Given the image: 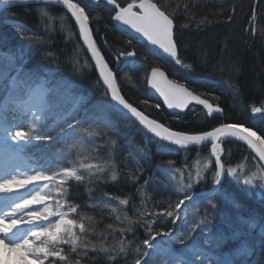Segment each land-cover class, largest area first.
Masks as SVG:
<instances>
[{"label": "snow or ice", "instance_id": "1", "mask_svg": "<svg viewBox=\"0 0 264 264\" xmlns=\"http://www.w3.org/2000/svg\"><path fill=\"white\" fill-rule=\"evenodd\" d=\"M56 2L63 6L78 27L79 38L90 53L98 73L95 83H102L104 95L110 97L111 106L128 117L125 127L132 128L138 125L145 134H151L157 139L158 150L162 152L170 151L168 146H175L176 149L187 152L192 146L208 145L209 158L197 168L195 177L188 175L187 182L179 181L166 186L169 189L168 199L158 201L156 204L157 207L166 204L163 211L157 212L155 207L140 208L137 209V219L134 220L126 212L121 216L120 211L123 210L118 211L117 207L107 202L103 203L102 206L110 209L121 226L116 227L109 223L106 225L109 230L107 235L104 232H97L96 218L80 211L79 205L66 199L68 184L69 181L91 183L93 179L118 181L121 173L112 167L111 153L117 146V137L125 134L115 125L105 121L103 127L109 129L111 137L107 158L99 155H84L78 159V162L70 163V166L57 164L54 169L46 164L30 166L24 159L25 149L33 141L54 139L48 132L40 130L45 121L56 117L64 120L66 128L61 126L57 136L70 135L67 129L78 131L81 136L86 137L100 135L99 128L102 122L98 117L92 116L88 118L90 123L87 127H80L84 121L77 120L72 113L65 110V105H75L73 98L67 93L57 96L55 79L48 73L29 70L24 73V79L17 76L13 81V90L0 85V93L7 94L6 110H0V195L26 193L12 200L10 204L6 202L4 210L0 211V245L16 254L14 264H97L99 253L106 254V264H115L117 257L121 255L124 257V264H148V258L154 252L161 250V243H154L157 237L175 239L181 244L191 240L195 228H190L183 238L173 235L179 227L177 220L183 219L182 213L175 210H180L182 206L187 207L186 202L193 200V183L201 182L206 171L211 170L214 186L221 185L226 173L231 176L243 175L244 181L249 183L256 180L264 181V129L254 131L251 125L245 126L244 121H230L223 116L224 108L219 103L220 95H212L210 100L208 93L193 90L188 81L177 73H172L170 78L165 67L169 60L176 65H182L185 69L192 68V65L180 55L178 48V29H187L190 24L183 21L179 24L175 23L177 17H185L191 11L190 3L185 2L173 7L172 0H163V2L162 0H105L107 5L112 6L109 9L111 20L121 32L127 33L128 38L125 42L133 49L126 50L117 45L112 56L117 60L135 58L137 56L135 44L147 42V45L151 46L149 51L153 59L150 65H144V79L153 90L152 95L157 99L156 102L143 99L142 109L134 106L133 102L122 94L118 77L94 38L91 23L98 17L94 16L92 11L86 10L79 0H56ZM0 3L11 5L14 0H0ZM261 3H264V0H255L256 6L254 8L250 6L247 19L250 25L261 19ZM221 8L225 13L229 11L225 5H221ZM236 8V4L231 5V14L227 15V20H234ZM40 11L43 15H48L43 8ZM209 23L207 18H203L196 23V27L202 29ZM250 31L255 32V29ZM261 34L264 35V32ZM105 47L113 46L105 43ZM144 59L147 60L148 56L145 55ZM86 66L93 67L92 64ZM196 106H200L199 111ZM149 108H154L162 114L166 112L177 123L184 122L189 112L194 120L211 118L218 122L203 130L174 128L170 122L153 117L147 111ZM250 110L254 114H264V100L260 101L259 106L252 101ZM215 114H221L223 118ZM258 131L261 134H258ZM232 142L246 145L249 155L241 157L236 166L226 167L231 161L225 159V148L222 145ZM72 146L75 147V143ZM144 150L146 151V148ZM243 161L249 163L245 164ZM158 167L165 168L170 174L175 173L171 160L167 165L161 164ZM109 171L110 175H108ZM124 176L132 183L139 178L136 172L124 173ZM54 184L60 186V191L64 195L63 200L59 196L52 198L49 189ZM140 195L143 204L146 194L141 191ZM111 199L118 200L123 206L130 204L127 198L120 199L113 196ZM65 200L67 203L64 202ZM209 203H212L211 199ZM160 217H173L171 220L173 227L154 228L153 225ZM134 224L143 228L145 237L140 241L143 247L135 246V258L129 261L127 245L132 244V241L126 243L124 239H120L117 250V247L109 246L107 240L114 231L118 232L120 237L133 233ZM18 225L26 226L25 231L20 235L15 234ZM212 243L211 237L203 240V245ZM203 245L200 250L192 253V258L180 264H213L206 254L211 249L204 248ZM163 251L170 257L167 264H175L177 253L172 249H163Z\"/></svg>", "mask_w": 264, "mask_h": 264}, {"label": "trees", "instance_id": "2", "mask_svg": "<svg viewBox=\"0 0 264 264\" xmlns=\"http://www.w3.org/2000/svg\"><path fill=\"white\" fill-rule=\"evenodd\" d=\"M79 2L83 6L89 7L88 10L98 17L91 23L93 30L97 26L100 30L105 31L107 36L105 39L99 37L100 34L95 31L94 37L118 77L122 94L130 102H133L134 106H139L142 109L144 108L141 103L143 99L156 102V96L148 92L144 79V65H150L153 59L147 44L145 42L143 44H135L134 42L137 56L126 60L121 58V61L125 60V62L123 61L122 65L115 64L114 59L116 58L112 56L115 46L119 45L123 49L133 50L125 42L128 38L127 33L121 32L119 28L112 24L111 13L109 12L110 6L104 1L79 0ZM185 2L190 3L192 9L185 17H177L175 23L179 24L183 21L190 24L187 29H178V48L180 55L185 58L187 63L192 65V68L185 69L182 65H176L169 60L165 67L170 78L172 73H177L188 81L193 90L200 93H208L210 100L212 95H220L219 103L224 108L223 116H226L230 121H244L245 126L251 125L254 131L264 129V114H254L250 110L252 101H255L256 106H259L260 101L264 100V35L261 34L264 32V3L260 4L261 19L250 25L247 19L250 6L253 8L256 6L255 0H172L173 7ZM232 4H236L237 8L234 20L229 21L226 17L231 14L230 8ZM221 5H225L229 11L225 13ZM41 8L48 13L47 16L41 13ZM187 17H191V19H187ZM203 18H207L210 23L202 29H197L196 23ZM37 28L39 29L38 31ZM250 29H255V32L250 31ZM8 34L15 36L13 37L14 40H20V44H24L17 46L11 43L13 39H7ZM31 37H37V41L39 43L42 42L44 46H40L41 49H50L53 56L51 60L38 54V44L36 50L32 48L28 43V39ZM105 43L113 47L107 48ZM53 53L55 54L53 55ZM145 55L148 56L147 60L144 59ZM4 56L8 57L10 61L11 59L13 60L10 74L3 72V69L8 65L4 64L5 66L3 65L2 68L1 59ZM87 64H91V62L79 43L74 23L69 14L62 8L55 5H28L4 8L0 11V85L8 88L11 75L15 71L23 72L21 79H24V73L29 70L46 72L55 79L56 95L62 96L67 93L76 102L75 105H65V110L77 118L81 116L79 106L85 107V104L83 106L85 102H82V100L91 103V98H96V102L102 105L101 101L108 99V96L104 98L103 85L95 83L97 75L93 67L89 68L86 66ZM94 86H97L101 92H99L100 90L98 91L99 93L95 92ZM91 92L96 94H91ZM3 96L4 93H0V106ZM108 101L106 103L110 105ZM196 107L199 111L200 106ZM147 111L155 118L170 122L174 128L186 130H203L218 122L211 120V118L194 120L189 112L185 116L184 122L177 123L166 112L162 114L154 108H149ZM111 114H106L110 116H102L97 109L93 111L91 105L86 107L82 114V118L85 117V119H81L84 123L80 127L88 126L87 123H90L89 117H98L102 122L99 131L105 134H100L96 137L81 136L78 131L66 129L70 135L64 136L61 134L60 138L58 137L59 139H55L59 128L65 125L64 120L61 117H56L45 121L44 126L40 130L48 132L54 139L35 143L33 147L37 152L32 155L35 161L46 164L53 169L57 164L70 166V163L78 162V159L84 155H99L102 158H107L109 156V140L111 137L109 129L103 127V122L107 121L115 125L125 134L117 137V146L115 151L111 153L112 167L121 173L118 181H111L110 179L97 181L93 179L91 183L69 181L68 184V196L66 199L79 205L80 211L94 216L98 221L97 232H104L106 235L109 232L106 227L107 224L112 223L116 227L121 225L117 223L110 209L102 206L103 203L107 202L111 206L117 207L118 211L123 210L120 211L121 216L126 212L134 220L137 219L136 211L140 208L152 209L155 207L157 212L163 211V207L167 205L164 204L162 207H157L156 204L158 201H166L169 197V193H164L163 190L168 183V180L164 178V174H170L165 168L158 167L162 164L161 162L157 164V172L156 170L147 172L142 169V160L144 158H148L150 161L153 160V157L149 156L139 144V139L143 138L146 140L148 136L138 125L126 128L125 123L128 117L121 115L119 112L118 114ZM215 115L221 119L223 118L221 114ZM258 134L261 133L258 131ZM74 140L76 141L74 142ZM71 141L73 144L75 143V147L71 146L73 145ZM80 141H84L85 144L83 143L80 146ZM223 147L225 148V159L231 161L230 164H227L230 166H236L237 161H240L241 157H245L240 156L242 152H245L246 156L249 155L247 148L236 142L225 143ZM240 149L242 150L239 152ZM157 153L165 155L164 159L167 158L173 161L175 173L171 175L175 177L185 174L184 170L187 172L194 170L192 169L193 167L190 168L193 163L188 162L190 156L199 155L203 157L204 161L209 158L207 147L190 148L187 152L178 150L177 156L174 152L164 153L157 151ZM243 162L245 164L249 163V161ZM203 163L197 165L202 166ZM196 170L197 167L195 168V173ZM128 172H136L138 174L139 178L135 183L125 178L124 173ZM108 175H110V171ZM183 181L187 182L186 178ZM207 181H212L211 170L206 171L201 182L195 184L199 188ZM226 181V183L223 182L221 187L225 189L223 191L229 192L232 182L228 178H226ZM258 183L260 185L258 184L257 188L262 186V189H264V185H262L264 181ZM241 184H243L242 181ZM193 188L194 190L197 189ZM141 191L146 194L143 204L140 195ZM254 192H251L252 197L261 199L259 195L253 194ZM59 193L61 194L60 196H63L60 199L63 200V193L61 191ZM113 196L120 199L127 198L130 200V204L127 206L120 205L118 200L111 199ZM252 200H254V204L261 208L264 214V204L257 203L256 199ZM64 202L67 203L66 200ZM252 202L251 200H246L244 204L250 206L251 204L249 205V203ZM239 203L241 207H244L242 202ZM161 220L164 222L160 223ZM256 221L264 222V215L257 218ZM260 226H263V224H260ZM133 227L135 229L133 233L120 237L119 233L114 231L112 235L108 236L107 240V244L117 247V250L120 239L125 238L126 243L127 241H132V244L127 245V259L129 261L135 258L134 248L140 245V241L145 237L142 227L136 224ZM153 227L167 229L169 225L166 224L164 217H160ZM94 239L96 238L94 237ZM217 239L218 241L221 240L226 247H231L227 245V240L224 242L223 236L219 235ZM140 247L142 248L143 246L140 245ZM220 248L218 247L216 250ZM97 256L99 257L97 264H106V254L99 253ZM115 264H124V257L122 255L117 257ZM148 264H167V261L157 258L152 262L148 261Z\"/></svg>", "mask_w": 264, "mask_h": 264}, {"label": "bare ground", "instance_id": "3", "mask_svg": "<svg viewBox=\"0 0 264 264\" xmlns=\"http://www.w3.org/2000/svg\"><path fill=\"white\" fill-rule=\"evenodd\" d=\"M32 5V4H31ZM24 6H28V5H24ZM83 6V5H82ZM63 9V8H62ZM89 7H86V10H88ZM65 10V9H63ZM66 11V10H65ZM70 16V14H69ZM71 18V16H70ZM72 19V18H71ZM72 22L74 23V26H75V32L77 33L78 37H79V34H78V27L76 26L74 20L72 19ZM39 29L37 28V31ZM94 31L99 33L101 38L105 39V37H107L105 35V31L104 30H100L97 26L94 27ZM99 31V32H98ZM36 32V31H35ZM95 38V37H94ZM11 43H14L15 45L19 46L20 45V42L17 41V40H11ZM28 43L32 46V48L34 50H36V48H38V54L40 56H42L43 58H49L50 60L52 59V53L50 51V49L48 48L47 50L45 49H41L40 46H44L42 45V42H38L37 41V37H31L28 39ZM79 43L81 44L83 50L85 51V48H84V45L82 43V41L80 40L79 38ZM38 44V47H36ZM63 44V42H62ZM86 52V51H85ZM55 53H53L54 55ZM87 54V53H86ZM103 54V53H102ZM114 57V56H113ZM125 62V60H123ZM120 60H117V59H114V63L115 64H120L122 65L124 62ZM110 67H112L110 65ZM113 68V67H112ZM144 132V131H143ZM148 137H146V140L143 139H139V144L142 146L143 149L146 148V152L148 153L149 156H152L153 157V160H149L148 158H144L142 160V169L147 171V172H150L151 170L152 171H155L157 172V164L159 162H161L162 164H165L167 165V162L169 161V159H164L165 158V155L163 154H159L157 153V150H158V143L157 142V139H155L154 137L150 136L149 134H146ZM30 147V146H29ZM169 149L170 148H174L176 149L175 146H168ZM200 147H207L208 150H210V146L206 145V146H200ZM193 148V147H191ZM242 149L239 150V152L241 151ZM30 151L32 153L36 152V149L33 148V147H30ZM159 152H161L160 150H158ZM249 151V150H248ZM167 152H171L170 151H166L164 153H167ZM240 156H246L245 152H242V154ZM193 158H190V160L188 162H193L195 164H202L204 162V159L203 157L199 156V155H194L192 156ZM25 159V158H24ZM164 159V160H163ZM241 160V159H240ZM27 163L29 162L28 160H25ZM175 166V165H173ZM191 168V167H190ZM225 178H228V175L225 176ZM230 179L231 181H234V182H238L239 180L237 179V177L235 176H231L230 175ZM172 184V183H171ZM55 185V184H54ZM220 189L222 190H225L223 189V187H220ZM237 191L238 193L239 192V188H237ZM164 193H169V189L168 187H164V190H163ZM249 209H250V212L251 213H243L244 216L246 217H249L251 219H257V218H260L263 214V211L261 210V208H259V206L257 204H251L249 206ZM213 223H215V221H213ZM213 223H212V219H209L208 220V224H210L211 226H213ZM237 222H234L232 225H231V228L234 227V225L236 224ZM220 235H224L225 234V231L221 229L220 231ZM228 235V232L226 233V235L224 236V238H226ZM200 241V240H198ZM225 241V239H224ZM254 250L256 252L259 251V247H254ZM238 254V257L234 260L235 256ZM240 253L236 252V251H233V248L232 247H226L225 244L223 243V246L218 249V250H211V253L208 255V257L210 259H212L213 263L214 264H253L252 262H249L245 256H243V253ZM252 255H257L260 259H261V263H264V260H262L264 258V256L262 254H252ZM10 258H12L11 256V253L8 251V254L7 255H4L0 257V264H10ZM260 263V264H261ZM255 264H257L255 262Z\"/></svg>", "mask_w": 264, "mask_h": 264}, {"label": "rangeland", "instance_id": "4", "mask_svg": "<svg viewBox=\"0 0 264 264\" xmlns=\"http://www.w3.org/2000/svg\"><path fill=\"white\" fill-rule=\"evenodd\" d=\"M4 8H1L0 9V11L1 10H3ZM4 37H6V36H4ZM13 37H15V36H11L10 34H8L7 35V39H13ZM17 41H19L20 42V40H17ZM22 44H24V43H21L20 45H22ZM9 58L7 57H5L4 56V58H2L1 59V62H2V68H3V65L5 64V65H7L6 67H5V69H3V72L4 73H11L10 72V70H11V64H13V60L11 59V61L10 60H8ZM54 60V59H53ZM126 60V59H125ZM4 65V66H5ZM17 76H19V77H22L23 76V72H21V71H15V72H13V74L11 75V80H14L15 78H17ZM94 88H95V92H97V93H99V92H101V90L97 87V86H94ZM100 90V91H99ZM99 91V92H98ZM94 92H91V94H93ZM94 94H96V93H94ZM107 96H105L104 98H106ZM108 98V97H107ZM98 99H100V98H98ZM96 98L94 99H92L91 98V103H88L87 101H85V100H82V102H85V103H83V106H84V104H85V107H81V106H79V108H80V111L82 112V114H83V112L86 110V107H89L90 105H91V108H92V110L94 111V110H98L99 112H101V115L102 116H110V115H106V114H118V112L116 111L115 112V109L111 106V104L110 105H108L106 102L109 100V99H106V100H102L101 102H102V105L100 104V103H98V102H96ZM109 102V101H108ZM109 106V107H108ZM103 113H105V114H103ZM111 114V115H112ZM107 118V117H106ZM83 120L85 119V117H83L82 118ZM87 122H89V121H87ZM88 124V123H87ZM62 126H64L65 128H66V125H62ZM103 134H105V133H101V135H103ZM72 137H73V134H72ZM139 137H141V136H139ZM77 140V139H76ZM76 140H74V142L76 141ZM72 142V141H71ZM81 145H83V143L85 144V142L84 141H80L79 142ZM72 144H73V142H72ZM80 145V146H81ZM30 147H33L34 145L33 144H31V145H29ZM72 146V145H71ZM34 148V147H33ZM158 151V150H157ZM178 155V154H177ZM176 155V156H177ZM190 158H193L192 156H190ZM190 158H189V160H190ZM188 160V161H189ZM186 163H188V162H186ZM193 163V162H192ZM227 166H230V165H226V167ZM233 166H235V165H233ZM190 167H193L192 169H194V170H190L191 172H189V174L187 173H185V174H181V175H178L177 177H175V176H173V175H171V174H164V178H166V180H168V183H167V185H170L171 183L172 184H175V183H177V182H179V181H183L188 175H191V176H194L195 175V168L197 167H199V165H197V164H194L193 163V165H190ZM226 175H229V174H227L226 173ZM235 177H237V179L238 180H243L244 181V179H243V175H240V174H237ZM212 180V179H211ZM245 182V181H244ZM258 182H260V180H256V181H253V182H245V185H246V187H243L244 188V190L246 189V191L247 190H252V191H255L253 194H255L256 196H260L261 197V199H258V198H254V199H257L258 200V202L257 203H259V204H264V189H262L263 187L262 186H260L259 188H257L258 187ZM205 183V182H204ZM207 183L209 184V185H211V181H207ZM260 185V184H259ZM262 185H264L263 183H262ZM256 187V188H255ZM258 189H259V191H258ZM59 190H60V186L59 185H53V187L51 188V189H49V192H50V194H51V196H52V198L53 199H55L56 197H63V196H60L61 194L59 193ZM258 191V192H257ZM22 195H24V193L23 194H21L20 196H22ZM3 196H5V195H0V211H3L4 210V208H5V206H4V204H3V202H4V198H3ZM19 196V197H20ZM242 200V199H241ZM256 200V201H257ZM7 203H9L10 204V202H7ZM252 203H254V200H253V202ZM252 203H249V205L250 204H252ZM244 205V204H243ZM211 206V205H210ZM164 207H166V206H164ZM203 208V207H202ZM175 211H178V210H175ZM227 213H225V215H226ZM222 215V214H221ZM173 219V217H164V220L165 221H168V223H171V220ZM257 223H259V225L257 226V229L258 230H261L263 227H264V222L263 221H259V222H257ZM172 224V223H171ZM260 224H263V226H260ZM21 226H24V227H26L25 225H21ZM19 229V226H17V229L16 230H18ZM181 232V234L183 235L184 234V231H180ZM23 232H16L15 234L16 235H20V234H22ZM124 240H125V238H124ZM129 240V239H128ZM178 241V240H177ZM8 249H5L4 247H3V245H0V257H1V255L2 256H4V255H7L8 254ZM11 253V256H12V258H10V264H14V261H15V257H16V254L15 253H12V252H10Z\"/></svg>", "mask_w": 264, "mask_h": 264}, {"label": "water", "instance_id": "5", "mask_svg": "<svg viewBox=\"0 0 264 264\" xmlns=\"http://www.w3.org/2000/svg\"><path fill=\"white\" fill-rule=\"evenodd\" d=\"M104 2H105V0H103ZM39 5V4H41V5H43V4H45V5H56V6H59V7H61V8H63V6L62 5H60L58 2H56V0H26V2H22V0H14V3L13 4H11V5H4L3 3H0V8H2V7H7V8H12V7H20V6H24V5ZM110 6V5H109ZM112 7V6H111ZM64 9V8H63ZM112 24L114 25V26H116V24H115V22L114 21H112ZM117 27V26H116ZM117 28H119V27H117ZM120 29V28H119ZM146 44H147V42H145ZM149 47H151V46H149ZM84 48H85V51H86V53H87V55H88V57H89V59H90V62H91V64L93 65V69H94V71H95V73H96V75L98 76V73H97V71H96V69L94 68V62L91 60V56H90V53H88L87 52V49H86V46L84 45ZM102 84V83H101ZM147 90H148V92L149 93H151L152 94V91L153 90H151L150 89V87L147 85ZM110 98V97H109ZM162 103V102H161ZM117 109V108H116ZM119 111V110H118ZM119 112H121V111H119ZM122 113V112H121ZM122 114H124L125 116H126V114L125 113H122ZM181 114H183V113H181ZM150 136H152L151 134H149ZM153 137V136H152ZM155 138V137H154ZM156 139V138H155ZM192 147H196V146H192Z\"/></svg>", "mask_w": 264, "mask_h": 264}]
</instances>
